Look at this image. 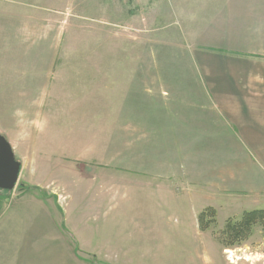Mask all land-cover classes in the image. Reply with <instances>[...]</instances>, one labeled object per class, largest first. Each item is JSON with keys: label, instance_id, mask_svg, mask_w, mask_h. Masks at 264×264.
<instances>
[{"label": "rangeland", "instance_id": "obj_1", "mask_svg": "<svg viewBox=\"0 0 264 264\" xmlns=\"http://www.w3.org/2000/svg\"><path fill=\"white\" fill-rule=\"evenodd\" d=\"M228 8L244 22L214 24L230 21ZM236 51L258 57H218ZM211 54L264 77V0H0V100L11 98V126L50 94L38 86H60L37 128L26 119L11 128L22 166L15 189L0 190V227L11 226L7 213L45 210L58 224L64 211L80 232L81 264H264V219L245 217L264 211L252 155L254 183L239 187L206 162L192 171L179 155L165 170L153 160L160 95L200 80L186 67L209 65ZM7 110L0 104L2 123Z\"/></svg>", "mask_w": 264, "mask_h": 264}, {"label": "crops", "instance_id": "obj_2", "mask_svg": "<svg viewBox=\"0 0 264 264\" xmlns=\"http://www.w3.org/2000/svg\"><path fill=\"white\" fill-rule=\"evenodd\" d=\"M224 13L230 21L220 19L213 23L239 26L244 22L237 17L239 13L236 10L228 8ZM231 14L234 15L233 18ZM247 22L252 24L255 21L248 17ZM222 50L224 53L229 49ZM228 54L231 56L218 57L241 60L240 56L243 55L251 57L247 61L253 63L258 57L256 53L240 54V51ZM208 56L212 58L209 65L186 67V70H190L191 79L200 80L183 83L177 81L169 89L165 87L167 91L160 95L157 105L162 128L151 126L155 131L151 141L153 160L157 169H173L176 161L171 159H179L178 156L181 155V163L192 171L202 170L201 165L206 162L212 166V170H216L217 177L221 175L231 179L237 187L246 183L253 184L254 179L247 173L250 155L264 170V77L259 70L257 72V66H248V72L243 73L244 67L216 65L215 58L218 57L214 54ZM258 63L264 65V60ZM175 72L179 71L172 73ZM14 76V82L24 81ZM7 79L8 85L2 89L10 91L11 73H8ZM59 87L47 84L38 86L49 90L50 94L44 101L36 103L32 100L25 107L22 120H26L23 124L37 128L39 118L49 114L47 106L53 103V95L58 94ZM151 98L156 96L152 94ZM2 99L0 104L8 107V123L4 118L3 123L0 121V134L12 146L11 128L19 130L18 122L22 120L11 126V98ZM29 112L31 118L27 117ZM23 130L33 131L27 126ZM36 132L30 136L31 139ZM25 142L28 147L27 140ZM160 153L163 154L162 158ZM156 175L161 180L165 179L163 173L156 172ZM63 212H57L61 217L58 224L55 221L54 224L51 223L53 217L50 214L53 213L49 214L45 210H24L17 216H12L11 213L3 215V218L7 216L12 220L11 226L0 227V264H81L79 249L84 248L78 239L80 232L77 234L65 225ZM15 218L17 219L14 220ZM92 255L93 259L97 258ZM82 264H89V260L83 259Z\"/></svg>", "mask_w": 264, "mask_h": 264}, {"label": "water", "instance_id": "obj_3", "mask_svg": "<svg viewBox=\"0 0 264 264\" xmlns=\"http://www.w3.org/2000/svg\"><path fill=\"white\" fill-rule=\"evenodd\" d=\"M21 163L16 160L12 146L0 134V190L13 191L17 185Z\"/></svg>", "mask_w": 264, "mask_h": 264}, {"label": "trees", "instance_id": "obj_4", "mask_svg": "<svg viewBox=\"0 0 264 264\" xmlns=\"http://www.w3.org/2000/svg\"><path fill=\"white\" fill-rule=\"evenodd\" d=\"M3 192H6V191H3ZM257 216H260L264 219V211L258 212V213H247L245 217L250 224L252 222L251 220L256 218Z\"/></svg>", "mask_w": 264, "mask_h": 264}]
</instances>
